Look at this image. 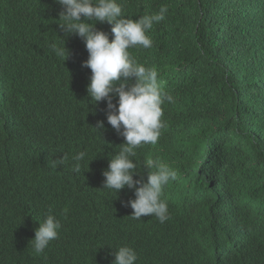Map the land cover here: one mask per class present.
Wrapping results in <instances>:
<instances>
[{
    "label": "trees",
    "instance_id": "trees-1",
    "mask_svg": "<svg viewBox=\"0 0 264 264\" xmlns=\"http://www.w3.org/2000/svg\"><path fill=\"white\" fill-rule=\"evenodd\" d=\"M119 1L130 17L168 9L150 37L153 48L160 41L153 67L173 102L162 106L166 127L156 151L137 152L134 178L147 179L145 157L177 173L163 190L169 218L133 219L126 202L134 189H101L110 162L82 120L84 102L74 101L69 115L38 126L61 133L58 141L15 146L0 133V264H113L122 245L137 251L136 264H246L258 253L264 259V83L255 84L250 71L264 56V15L255 28L252 0ZM61 10L57 0H0V28L38 18L52 24ZM51 43L44 35L37 42ZM75 57L65 63L82 74ZM73 93L92 103L83 81ZM92 111L101 114L96 106L85 110ZM93 118L107 123L104 114ZM80 151L87 156L75 173L72 157ZM64 155L66 163L53 168ZM49 210L61 228L37 255L29 242Z\"/></svg>",
    "mask_w": 264,
    "mask_h": 264
},
{
    "label": "clouds",
    "instance_id": "clouds-1",
    "mask_svg": "<svg viewBox=\"0 0 264 264\" xmlns=\"http://www.w3.org/2000/svg\"><path fill=\"white\" fill-rule=\"evenodd\" d=\"M57 2L62 10L52 24L49 18H38L0 28V133L15 146L31 139L58 141L61 133L40 131L39 124L69 115L74 101H83L85 106H79L82 120L92 127L96 145L110 162L103 172L101 189L117 194L125 187L134 189L135 198L126 202L133 209L130 217L138 220L155 216L163 224L169 218L163 190L177 173L167 164L145 157L141 162L145 161L148 169L147 179L134 177L139 172L137 152L149 147L156 151L166 127L162 106L166 101L173 102L153 67L160 41L153 48L150 37L156 23L165 18L167 6L152 15L130 17L124 15L119 0ZM248 14L256 17L253 27L258 28L260 16L264 15L263 3L252 0ZM42 35L52 43L39 46ZM74 55L82 74L65 63ZM250 71L254 83L262 85L264 56L255 58ZM81 81L92 103L73 93ZM95 106L107 117L106 124L93 118L101 115L98 112H85ZM86 156L85 151H80L72 157L73 172H80ZM67 159L66 155L60 156L51 166L64 165ZM37 223L29 243L40 255L58 237L61 222L49 210ZM114 256L113 264H136L138 260L137 251L129 245L116 248ZM246 264H264V259L258 253Z\"/></svg>",
    "mask_w": 264,
    "mask_h": 264
},
{
    "label": "rangeland",
    "instance_id": "rangeland-1",
    "mask_svg": "<svg viewBox=\"0 0 264 264\" xmlns=\"http://www.w3.org/2000/svg\"><path fill=\"white\" fill-rule=\"evenodd\" d=\"M63 93L61 92V93H59V94H57V95H62Z\"/></svg>",
    "mask_w": 264,
    "mask_h": 264
},
{
    "label": "bare ground",
    "instance_id": "bare-ground-1",
    "mask_svg": "<svg viewBox=\"0 0 264 264\" xmlns=\"http://www.w3.org/2000/svg\"><path fill=\"white\" fill-rule=\"evenodd\" d=\"M261 1H262V0H261ZM236 250H237V249H236ZM6 259H7V258H6ZM15 259H16V257H15ZM15 259H14V260H15ZM10 260H11V259H10Z\"/></svg>",
    "mask_w": 264,
    "mask_h": 264
}]
</instances>
